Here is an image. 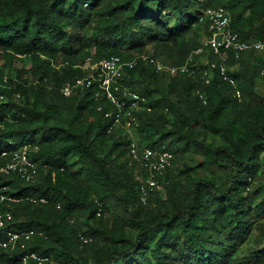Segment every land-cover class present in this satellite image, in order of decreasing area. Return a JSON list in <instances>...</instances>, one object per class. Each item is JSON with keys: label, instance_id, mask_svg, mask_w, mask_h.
<instances>
[{"label": "trees", "instance_id": "trees-1", "mask_svg": "<svg viewBox=\"0 0 264 264\" xmlns=\"http://www.w3.org/2000/svg\"><path fill=\"white\" fill-rule=\"evenodd\" d=\"M220 7L241 41L264 42V0H0V264H264V51L229 55L241 100L220 69L207 82L220 58L197 54L201 18ZM144 54L196 72L125 67L117 99L152 109L134 112V138L98 82L62 92L97 75L88 59ZM133 143L175 155L146 202ZM25 147L35 176L1 173ZM7 230L35 233L12 249Z\"/></svg>", "mask_w": 264, "mask_h": 264}, {"label": "built area", "instance_id": "built-area-1", "mask_svg": "<svg viewBox=\"0 0 264 264\" xmlns=\"http://www.w3.org/2000/svg\"><path fill=\"white\" fill-rule=\"evenodd\" d=\"M203 1V0H200ZM201 21L208 22V30L210 37L204 42L203 47L197 51V54H201L206 50L213 52L220 58L219 62H212L207 70L203 72V76L207 82L212 78V75L216 69H220L224 73V80L230 83L235 92V97L241 100L242 92L239 89L236 80L227 74L229 61V55L234 54L236 58L240 55L251 51H264V42H244L241 41L238 33L234 32L231 27V18L227 10L224 8H208L205 10ZM145 62L146 64L154 65L156 70L161 73H167L172 76L187 74L190 72H196L192 70L188 64L182 66H169L163 62L151 58L148 55H140L137 59L130 63H125L120 57L114 56L101 61H93L92 59L87 60L85 68H91L93 71H97V75H89L84 79L77 80L76 83L68 84L62 89V92L66 97L73 94L74 89L78 87L90 86L94 82H98L100 88L103 90L104 96L117 106L119 109L115 117V126H122L125 128L128 134L134 138L133 133L139 126L138 118L134 115L136 111L147 110L151 112V107L147 106L146 98L140 96L138 93H129L125 91V95L129 97L128 102H121L117 99L116 93L121 89V79L124 77L125 67H134L138 62ZM264 76V71L262 72ZM125 121V122H124ZM27 147L14 153L12 163H9L6 167L1 170V173L9 174L13 170L19 169L24 173L26 179L29 181L32 179L36 171L34 164L31 162L27 155ZM130 158L133 162L140 164L146 171L145 176L141 178V190L143 192L142 200L147 201V195L155 192L156 190L161 191L163 184L160 181L165 173L173 168L175 155L173 151L167 146H163L161 149H152L148 147L140 148L137 143H133L129 153ZM164 179V177H163ZM1 190V189H0ZM7 197L1 196L0 202L5 201ZM10 201H18L17 199H10ZM33 200V198H31ZM13 218L9 211H0V230L6 229L7 223ZM5 231V230H4ZM34 231L23 232L7 230L4 233V240L1 246L8 248L10 245L12 249L18 244L23 238L30 239L34 235ZM37 263L45 264L49 262L48 257L39 256L36 253H31L23 258L24 264Z\"/></svg>", "mask_w": 264, "mask_h": 264}, {"label": "rangeland", "instance_id": "rangeland-1", "mask_svg": "<svg viewBox=\"0 0 264 264\" xmlns=\"http://www.w3.org/2000/svg\"><path fill=\"white\" fill-rule=\"evenodd\" d=\"M133 136H135V134H134V133H133ZM131 137H132V136H131ZM141 178H142V176L138 178V179H139V181L141 180Z\"/></svg>", "mask_w": 264, "mask_h": 264}]
</instances>
